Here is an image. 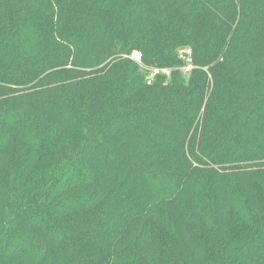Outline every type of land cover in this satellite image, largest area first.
Wrapping results in <instances>:
<instances>
[{
  "label": "trees",
  "instance_id": "obj_1",
  "mask_svg": "<svg viewBox=\"0 0 264 264\" xmlns=\"http://www.w3.org/2000/svg\"><path fill=\"white\" fill-rule=\"evenodd\" d=\"M0 264H264V0H0Z\"/></svg>",
  "mask_w": 264,
  "mask_h": 264
},
{
  "label": "rangeland",
  "instance_id": "obj_2",
  "mask_svg": "<svg viewBox=\"0 0 264 264\" xmlns=\"http://www.w3.org/2000/svg\"><path fill=\"white\" fill-rule=\"evenodd\" d=\"M134 51H136V52H138V53L141 54V52L138 51V50H132L131 52H134ZM131 52H130V53H131ZM130 53H129L127 56H128L130 59H132V58L130 57ZM190 54H191V52H189V53H188V52H185V55H186V56H190ZM132 60H133V59H132ZM133 61L136 62L135 60H133ZM136 63H141V62H136ZM190 65H192V64H190ZM150 67H151V66H150ZM151 68L158 69L159 72L161 71L163 74L169 75V70L166 69V67H157V66H156V67H151ZM151 68H147V69H148V72L145 73V77L148 78V79H151V78H152V76L150 75V72H151L150 69H151ZM180 69H181V70H184V71L186 70V69H185V66H184V67H180ZM187 70H188V69H187ZM187 70H186V71H187Z\"/></svg>",
  "mask_w": 264,
  "mask_h": 264
},
{
  "label": "built area",
  "instance_id": "obj_3",
  "mask_svg": "<svg viewBox=\"0 0 264 264\" xmlns=\"http://www.w3.org/2000/svg\"><path fill=\"white\" fill-rule=\"evenodd\" d=\"M186 52L189 53L190 50L186 49ZM130 57H131L133 60H135L136 62H141V54L138 53V52H136V51L131 52V53H130ZM189 68H190L189 65L185 66V69H186V70L189 69ZM158 71H159L158 69H155V68H154V69L151 70L150 75L153 76V75L156 74Z\"/></svg>",
  "mask_w": 264,
  "mask_h": 264
},
{
  "label": "water",
  "instance_id": "obj_4",
  "mask_svg": "<svg viewBox=\"0 0 264 264\" xmlns=\"http://www.w3.org/2000/svg\"><path fill=\"white\" fill-rule=\"evenodd\" d=\"M183 49H184V47H180V48H179V50H183Z\"/></svg>",
  "mask_w": 264,
  "mask_h": 264
}]
</instances>
